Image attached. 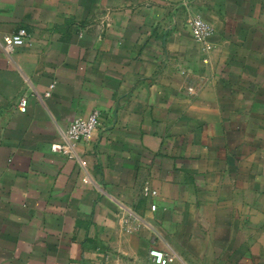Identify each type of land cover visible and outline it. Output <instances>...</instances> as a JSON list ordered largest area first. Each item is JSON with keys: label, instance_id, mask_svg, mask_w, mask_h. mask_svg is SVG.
<instances>
[{"label": "crops", "instance_id": "0c3cea01", "mask_svg": "<svg viewBox=\"0 0 264 264\" xmlns=\"http://www.w3.org/2000/svg\"><path fill=\"white\" fill-rule=\"evenodd\" d=\"M94 111L84 168L52 145ZM154 248L264 264V0H0V264H154Z\"/></svg>", "mask_w": 264, "mask_h": 264}, {"label": "built area", "instance_id": "2783aa9c", "mask_svg": "<svg viewBox=\"0 0 264 264\" xmlns=\"http://www.w3.org/2000/svg\"><path fill=\"white\" fill-rule=\"evenodd\" d=\"M188 2L189 0H181ZM194 39L203 43L209 39L213 34V28L208 21L200 16H196L191 21ZM30 34L24 27L19 28L16 32L7 34L1 41L2 47L6 52L11 53L16 47L21 46L29 41ZM20 110L25 112L27 109V98L22 97L20 101ZM99 113L94 111L88 117H76L69 124L68 128L62 132V141L54 143L52 149L59 152L68 158L79 159L82 166L85 168L86 163L80 159L77 153V145L82 141H90L96 129L99 127ZM83 181L88 183L89 176L85 175ZM142 194L145 197L156 196L158 191L154 189L150 181H146L142 188ZM155 207V206H153ZM149 258L154 264H172L176 261L175 255L160 249H150Z\"/></svg>", "mask_w": 264, "mask_h": 264}]
</instances>
